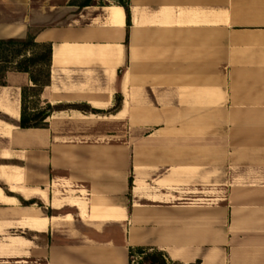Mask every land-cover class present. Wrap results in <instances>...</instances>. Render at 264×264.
<instances>
[{
  "label": "crops",
  "instance_id": "0c3cea01",
  "mask_svg": "<svg viewBox=\"0 0 264 264\" xmlns=\"http://www.w3.org/2000/svg\"><path fill=\"white\" fill-rule=\"evenodd\" d=\"M128 1L130 26L114 0H0V39L53 45L29 110L57 107L23 128L29 73L0 85V263L128 264L146 246L264 264V0Z\"/></svg>",
  "mask_w": 264,
  "mask_h": 264
},
{
  "label": "trees",
  "instance_id": "16d2710c",
  "mask_svg": "<svg viewBox=\"0 0 264 264\" xmlns=\"http://www.w3.org/2000/svg\"><path fill=\"white\" fill-rule=\"evenodd\" d=\"M125 6L127 10V23L131 24V12L128 0H114ZM92 0H85L89 4ZM86 5V4H84ZM38 29L29 30L23 38L0 39V85H6L5 77L8 71L27 72L33 82V86H25L22 89V117L20 126L47 127V118L57 108L47 104L43 108L29 110L28 103L40 99L43 88L50 83L51 58L53 53L52 43H40L35 40ZM121 98H117L118 109ZM132 184V178L130 180ZM128 264H179L172 260L165 251L146 246L129 248ZM191 264H201L197 260Z\"/></svg>",
  "mask_w": 264,
  "mask_h": 264
},
{
  "label": "bare ground",
  "instance_id": "6f19581e",
  "mask_svg": "<svg viewBox=\"0 0 264 264\" xmlns=\"http://www.w3.org/2000/svg\"><path fill=\"white\" fill-rule=\"evenodd\" d=\"M29 218L33 222L34 226H43L47 221V217L41 211H33L31 214H28Z\"/></svg>",
  "mask_w": 264,
  "mask_h": 264
},
{
  "label": "rangeland",
  "instance_id": "374dc122",
  "mask_svg": "<svg viewBox=\"0 0 264 264\" xmlns=\"http://www.w3.org/2000/svg\"><path fill=\"white\" fill-rule=\"evenodd\" d=\"M11 235H14V234H10V233H8L7 232V230L5 231V232H3V234H2V237H0V243H6L7 242V239H8V237L9 236H11ZM7 254V256H9V254L10 253H5V255ZM12 254V253H11ZM10 254V255H11ZM4 261L3 262H1L0 264H16L15 262H14V259H11V258H5V259H3ZM18 264V263H17ZM34 264H36L35 262H34Z\"/></svg>",
  "mask_w": 264,
  "mask_h": 264
}]
</instances>
